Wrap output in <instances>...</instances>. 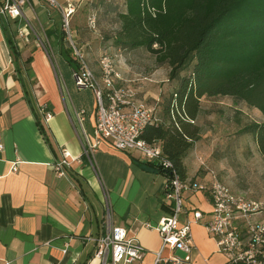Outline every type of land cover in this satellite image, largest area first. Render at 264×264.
Listing matches in <instances>:
<instances>
[{
    "label": "crops",
    "instance_id": "1",
    "mask_svg": "<svg viewBox=\"0 0 264 264\" xmlns=\"http://www.w3.org/2000/svg\"><path fill=\"white\" fill-rule=\"evenodd\" d=\"M28 6L34 9L31 0ZM21 18H25L24 13ZM18 20L8 19L5 24L20 51L21 71L15 69L0 22V264H101L94 255V239L104 232L106 204H111L114 222L124 226L129 236L145 248L142 259L130 264H153L161 248L155 227L168 213L161 200L166 174L106 140L96 148L94 174L86 164L81 139L74 128L76 108L64 99L41 38L29 36L28 28L33 27L20 26ZM40 27L45 37L52 36L57 44L58 32L50 31L45 23ZM91 57L88 64L99 73L98 58ZM166 65L141 77L139 72L115 63L121 77L118 84L131 85L137 98L145 103H157L158 116L164 123L171 98L163 89L171 81ZM26 90L42 118L48 140L36 123ZM42 106L51 111L47 119L40 112ZM63 148L79 161L72 160V167H65L59 174L52 165L61 158ZM185 159V180L190 186L208 185L210 178L197 175L195 159L187 163ZM14 165L16 171L11 170ZM185 205L202 212V218L191 225L195 263L228 264L204 226L211 210L208 191L190 188ZM237 226L241 228L242 223L237 222ZM169 253L163 248V255Z\"/></svg>",
    "mask_w": 264,
    "mask_h": 264
},
{
    "label": "built area",
    "instance_id": "2",
    "mask_svg": "<svg viewBox=\"0 0 264 264\" xmlns=\"http://www.w3.org/2000/svg\"><path fill=\"white\" fill-rule=\"evenodd\" d=\"M30 0H0V16L6 21L23 17V6ZM47 7L55 9L60 15V29L63 39L70 48V55L75 61L73 75L78 87H89L95 99V121L92 134L85 127V110L75 109L74 128L81 139L83 154L90 161V166L97 174L91 158L102 140L109 141L121 151L137 154L143 161L155 162L158 167L168 172L161 193L162 204L168 213L155 227L160 238L161 248L155 253L153 264H196L193 253L195 246L191 235V225L202 218V212L185 205L186 192L207 190L210 197V217L204 226L208 234L215 239L218 251L228 264H264V221L255 219L262 210L259 202L247 200L234 193L229 187L212 174L208 185H192L181 177L174 164L165 157L160 142L149 143L141 137L148 124H158L161 119L157 113V103L148 104L137 98V92L131 85H119L121 79L112 55L101 54L98 58L99 73L88 64L84 50L73 38L71 16L76 11V2L68 0H40ZM87 25L96 27V15L92 12L87 17ZM27 28V27H26ZM20 32L22 35L24 34ZM44 119L51 116V111L40 108ZM3 144L0 142V151ZM74 160L66 148L61 149V158L52 167L59 174L65 167H72ZM14 165L11 170L16 171ZM242 223V227L237 226ZM104 232L94 239L95 256L101 264H130L141 260L145 248L127 229L114 222L113 213L108 204L103 216ZM163 248L170 253L162 254ZM109 259V260H108ZM1 264H10L3 261Z\"/></svg>",
    "mask_w": 264,
    "mask_h": 264
},
{
    "label": "trees",
    "instance_id": "3",
    "mask_svg": "<svg viewBox=\"0 0 264 264\" xmlns=\"http://www.w3.org/2000/svg\"><path fill=\"white\" fill-rule=\"evenodd\" d=\"M118 21L115 46L144 47L158 64L169 66L170 79L188 70L165 109L166 123L148 124L141 133L149 143L160 142L165 157L183 179L184 159L200 135L195 121L201 97L231 96L264 116V0H124ZM0 22L15 69L21 71L20 51L2 16ZM61 40L59 50L73 70L75 61ZM26 98L48 140L27 90ZM243 131L253 135L259 152L264 154V121H253ZM144 164L168 173L155 162Z\"/></svg>",
    "mask_w": 264,
    "mask_h": 264
},
{
    "label": "rangeland",
    "instance_id": "4",
    "mask_svg": "<svg viewBox=\"0 0 264 264\" xmlns=\"http://www.w3.org/2000/svg\"><path fill=\"white\" fill-rule=\"evenodd\" d=\"M68 1L76 2V11L70 19L72 35L77 45L84 50L87 61L92 59L91 56L99 58L101 54H109L113 56L118 67L139 72L141 77L160 66L165 67V64H158L154 55L144 47L122 49L114 45L113 38L120 28L118 12L124 9V0ZM31 3L33 10L28 4L23 6L25 18H17L19 25L32 26V29L28 28L29 36L41 38L52 61L64 99L76 109L85 110L88 119L85 122L86 129L92 134L90 121L95 107L92 90L89 87L81 88L76 85L73 65L59 50L60 41L56 44L52 36L47 39L44 30L40 27V23H45L48 28L57 31V40L62 39L63 45L70 53L63 34H60V15L57 10L47 7L40 0H31ZM92 12L96 15L94 29L87 25V17ZM186 72L188 70H182L177 77L163 85L165 96H171L172 92L179 88ZM253 121L262 122L264 116L257 108L243 101L222 95L201 97L200 111L195 121L199 126L200 135L185 157V162L195 159L199 178H209L212 172L234 193L247 200L259 202L262 210L255 219L264 221V154L259 152L253 135L243 131V128ZM94 154L91 158L95 166ZM86 160V164L90 163L87 157ZM193 168L195 167L192 166ZM108 205L112 212L111 204ZM105 212L106 205L104 214Z\"/></svg>",
    "mask_w": 264,
    "mask_h": 264
}]
</instances>
